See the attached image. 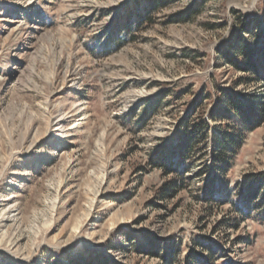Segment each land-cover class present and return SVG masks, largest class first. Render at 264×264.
<instances>
[{
	"label": "rangeland",
	"instance_id": "374dc122",
	"mask_svg": "<svg viewBox=\"0 0 264 264\" xmlns=\"http://www.w3.org/2000/svg\"><path fill=\"white\" fill-rule=\"evenodd\" d=\"M154 3L0 0V264H264V0Z\"/></svg>",
	"mask_w": 264,
	"mask_h": 264
},
{
	"label": "trees",
	"instance_id": "16d2710c",
	"mask_svg": "<svg viewBox=\"0 0 264 264\" xmlns=\"http://www.w3.org/2000/svg\"><path fill=\"white\" fill-rule=\"evenodd\" d=\"M147 1L149 2V4H151V6H153L155 4L154 0H147ZM235 52H236L237 57L240 59H243V61H238V59L237 60L231 59V60H229L230 65L237 70L244 71L245 73H252L253 75H257L258 69L256 67V64L253 62V60H251L253 51L250 49L248 50L247 48L240 47ZM229 105H230L231 110L234 113H239L240 108L238 107V105L236 103L231 101V102H229ZM248 120L251 122L254 121L250 117H248ZM222 147H223V145L220 148H222ZM177 165L180 166V163ZM177 167L178 166H176V165L174 166V171L178 170Z\"/></svg>",
	"mask_w": 264,
	"mask_h": 264
}]
</instances>
